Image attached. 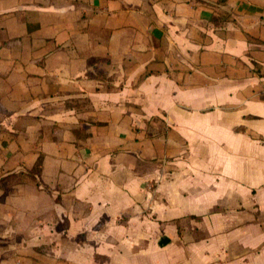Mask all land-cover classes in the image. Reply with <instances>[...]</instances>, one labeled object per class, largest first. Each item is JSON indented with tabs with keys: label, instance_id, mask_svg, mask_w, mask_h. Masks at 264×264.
<instances>
[{
	"label": "crops",
	"instance_id": "obj_1",
	"mask_svg": "<svg viewBox=\"0 0 264 264\" xmlns=\"http://www.w3.org/2000/svg\"><path fill=\"white\" fill-rule=\"evenodd\" d=\"M0 264H264V0H0Z\"/></svg>",
	"mask_w": 264,
	"mask_h": 264
},
{
	"label": "trees",
	"instance_id": "obj_2",
	"mask_svg": "<svg viewBox=\"0 0 264 264\" xmlns=\"http://www.w3.org/2000/svg\"><path fill=\"white\" fill-rule=\"evenodd\" d=\"M92 77H94V75H91Z\"/></svg>",
	"mask_w": 264,
	"mask_h": 264
}]
</instances>
